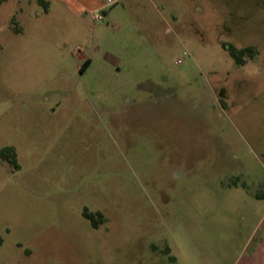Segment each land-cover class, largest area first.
I'll return each mask as SVG.
<instances>
[{
	"label": "rangeland",
	"instance_id": "obj_1",
	"mask_svg": "<svg viewBox=\"0 0 264 264\" xmlns=\"http://www.w3.org/2000/svg\"><path fill=\"white\" fill-rule=\"evenodd\" d=\"M8 147L0 264H244L264 237V0H0Z\"/></svg>",
	"mask_w": 264,
	"mask_h": 264
},
{
	"label": "trees",
	"instance_id": "obj_2",
	"mask_svg": "<svg viewBox=\"0 0 264 264\" xmlns=\"http://www.w3.org/2000/svg\"><path fill=\"white\" fill-rule=\"evenodd\" d=\"M226 50L230 54V56L237 62L239 65L245 64V57L248 58H255L258 53L255 51L254 48L249 47L245 49H236L233 46H225ZM89 64V62H86V65ZM86 67V66H85ZM85 67L82 69V71L85 69ZM0 160L7 162L11 166H13L16 170H20V165L18 164V155L16 152V149L14 147H8L3 149L0 152ZM84 217L90 221L92 226L97 229L100 225V223L103 221L104 217L100 212L92 213L88 209L84 210L83 213ZM2 244V239L0 238V245ZM171 251L169 248H166L164 250V254L170 255ZM170 260L175 262L176 259L174 257H170Z\"/></svg>",
	"mask_w": 264,
	"mask_h": 264
},
{
	"label": "crops",
	"instance_id": "obj_3",
	"mask_svg": "<svg viewBox=\"0 0 264 264\" xmlns=\"http://www.w3.org/2000/svg\"><path fill=\"white\" fill-rule=\"evenodd\" d=\"M258 197L263 196V194H258ZM244 264H264V237L259 246L255 249L251 256L245 258Z\"/></svg>",
	"mask_w": 264,
	"mask_h": 264
},
{
	"label": "built area",
	"instance_id": "obj_4",
	"mask_svg": "<svg viewBox=\"0 0 264 264\" xmlns=\"http://www.w3.org/2000/svg\"><path fill=\"white\" fill-rule=\"evenodd\" d=\"M95 20H103V17H101V16H96V17H95Z\"/></svg>",
	"mask_w": 264,
	"mask_h": 264
},
{
	"label": "flooded vegetation",
	"instance_id": "obj_5",
	"mask_svg": "<svg viewBox=\"0 0 264 264\" xmlns=\"http://www.w3.org/2000/svg\"><path fill=\"white\" fill-rule=\"evenodd\" d=\"M103 217H104V216H103ZM103 220H104V219H103ZM99 226H100V225H99ZM98 228H99V227H98ZM98 228H97V229H98Z\"/></svg>",
	"mask_w": 264,
	"mask_h": 264
}]
</instances>
